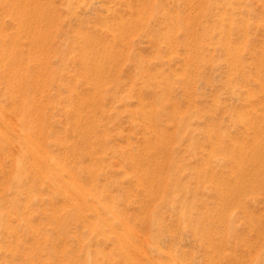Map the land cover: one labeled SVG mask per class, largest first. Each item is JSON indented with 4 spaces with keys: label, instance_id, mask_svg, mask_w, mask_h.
I'll list each match as a JSON object with an SVG mask.
<instances>
[{
    "label": "rangeland",
    "instance_id": "obj_1",
    "mask_svg": "<svg viewBox=\"0 0 264 264\" xmlns=\"http://www.w3.org/2000/svg\"><path fill=\"white\" fill-rule=\"evenodd\" d=\"M263 64L264 0H0V264H264Z\"/></svg>",
    "mask_w": 264,
    "mask_h": 264
},
{
    "label": "bare ground",
    "instance_id": "obj_2",
    "mask_svg": "<svg viewBox=\"0 0 264 264\" xmlns=\"http://www.w3.org/2000/svg\"><path fill=\"white\" fill-rule=\"evenodd\" d=\"M262 63V62H261ZM259 64V63H258ZM264 65V64H263ZM260 66V65H259ZM263 69V68H262ZM262 83V82H261Z\"/></svg>",
    "mask_w": 264,
    "mask_h": 264
}]
</instances>
